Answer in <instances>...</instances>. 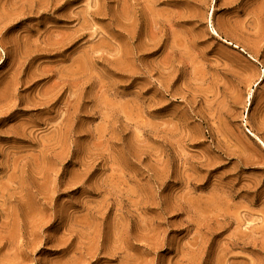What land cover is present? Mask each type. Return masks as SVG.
<instances>
[{"label": "rangeland", "instance_id": "374dc122", "mask_svg": "<svg viewBox=\"0 0 264 264\" xmlns=\"http://www.w3.org/2000/svg\"><path fill=\"white\" fill-rule=\"evenodd\" d=\"M264 0H0V264H264Z\"/></svg>", "mask_w": 264, "mask_h": 264}, {"label": "bare ground", "instance_id": "6f19581e", "mask_svg": "<svg viewBox=\"0 0 264 264\" xmlns=\"http://www.w3.org/2000/svg\"><path fill=\"white\" fill-rule=\"evenodd\" d=\"M262 145L264 146V143L262 142Z\"/></svg>", "mask_w": 264, "mask_h": 264}]
</instances>
